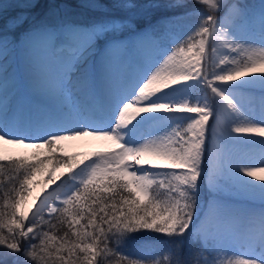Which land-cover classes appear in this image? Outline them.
Wrapping results in <instances>:
<instances>
[{
	"label": "snow or ice",
	"instance_id": "obj_1",
	"mask_svg": "<svg viewBox=\"0 0 264 264\" xmlns=\"http://www.w3.org/2000/svg\"><path fill=\"white\" fill-rule=\"evenodd\" d=\"M0 53L25 57L0 103V264H264V183L245 179L264 162L233 166L223 148L228 121L264 138V0H0ZM254 84L249 119L233 91ZM89 137L110 147L56 154ZM139 233L168 254L135 257Z\"/></svg>",
	"mask_w": 264,
	"mask_h": 264
},
{
	"label": "bare ground",
	"instance_id": "obj_2",
	"mask_svg": "<svg viewBox=\"0 0 264 264\" xmlns=\"http://www.w3.org/2000/svg\"><path fill=\"white\" fill-rule=\"evenodd\" d=\"M32 62L34 65H47L49 68H55L58 64V61L51 50L48 49H38L31 54ZM25 68V57L23 54H17L15 57H6L2 53H0V103L4 102L6 96L9 94L6 88L4 87V81L8 79V75L10 72H15L16 74L23 76ZM4 69H8V71H4ZM119 66H117L114 71H119ZM257 76L259 74H256ZM204 90H196L193 93L194 97H200V94L203 93ZM209 97L212 95L210 90H206ZM233 95L236 97V101L238 102L241 109L244 111L246 115H248L249 119H252L253 114H257L260 112L262 107V86L259 84H254L242 89H236L233 91ZM211 121V120H210ZM209 125L211 126L214 123V120L211 121ZM244 123V121H228L227 124L224 125L225 137L223 140V148L225 153L231 158L233 166L236 164L247 163L251 165H261L264 162V149L261 148L259 144L255 143H243V141H256L259 139H264L258 137L254 134H237L230 133V128L235 127L239 124ZM235 138V139H233ZM61 146H63V152L67 153L70 156L85 158L90 156L92 153L102 152L108 150L110 147L107 142L101 140H95L92 138H83L77 140H70L64 142ZM5 149V153L9 157H19L24 155L26 151H31V149H23V148H12L10 146H3ZM61 171H63L61 169ZM60 175V172L56 173ZM257 175H264L258 173ZM46 179L43 178L40 181H36L38 186L33 189V195L40 193L44 188L43 181ZM245 179L252 180L253 183H264V180H255L252 177H245ZM51 187H49V191H51ZM255 207H259V203L256 202Z\"/></svg>",
	"mask_w": 264,
	"mask_h": 264
},
{
	"label": "trees",
	"instance_id": "obj_3",
	"mask_svg": "<svg viewBox=\"0 0 264 264\" xmlns=\"http://www.w3.org/2000/svg\"><path fill=\"white\" fill-rule=\"evenodd\" d=\"M131 1L133 3L145 2V0H131ZM246 1L250 2L251 0H246ZM191 20L192 18L189 19V21ZM5 171H7V169ZM0 203H2V201H0ZM134 236L136 238L131 239L129 241L128 247L131 250H134V252H136V255H134L135 257H141V255L142 256L146 255L145 259L151 261L155 259H162L163 256H165L169 252V247L166 243L168 238L165 236L154 233H139V234H134Z\"/></svg>",
	"mask_w": 264,
	"mask_h": 264
},
{
	"label": "rangeland",
	"instance_id": "obj_4",
	"mask_svg": "<svg viewBox=\"0 0 264 264\" xmlns=\"http://www.w3.org/2000/svg\"><path fill=\"white\" fill-rule=\"evenodd\" d=\"M132 2V1H131ZM244 2H247L246 0H244ZM259 2V0H251L250 2H248V3H258ZM196 23V20H194L193 18H192V20L191 21H189V20H187L186 22H185V26H186V28L187 27H190V26H192V25H194ZM205 91L206 90H204L203 91V93H201L200 94V97H203L204 95H205ZM212 121V120H211ZM211 121H210V124H211ZM62 147V149H63V146H61ZM32 151L33 150H31V151H26L25 153H24V155H22V156H31V154H32ZM57 154V153H56ZM58 154H66V156H70V155H68L67 153H60V152H58ZM77 158H79V159H83V158H81V157H77ZM49 167V169L51 168V165H49L48 166ZM63 171H65L66 172V169H62ZM43 178H45V175L44 174H37L36 175V177H35V181H34V185H35V187L36 186H38V184L36 183V181H40L41 179H43ZM132 252H133V254L134 255H136V252H134V250H131ZM141 257H143L144 259H145V257H146V255L145 256H142L141 255ZM153 258V257H152Z\"/></svg>",
	"mask_w": 264,
	"mask_h": 264
}]
</instances>
